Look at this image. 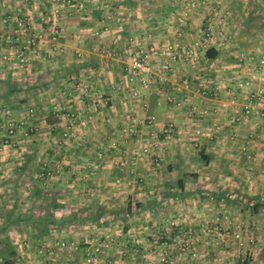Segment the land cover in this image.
I'll use <instances>...</instances> for the list:
<instances>
[{"label": "crops", "instance_id": "obj_1", "mask_svg": "<svg viewBox=\"0 0 264 264\" xmlns=\"http://www.w3.org/2000/svg\"><path fill=\"white\" fill-rule=\"evenodd\" d=\"M63 1L0 0V103H13L19 112L40 97L43 110L58 109L57 121L43 119L51 149V142L60 141L52 131L76 130L60 148L61 177L129 190L130 173L155 183L182 173L185 190L197 185L199 192H215L205 203L188 202L193 213L199 207L205 217L218 214L224 221L220 213L243 202L218 196L223 189L253 194L250 205L263 206L233 219L254 223L261 217L264 114L246 117L245 108L264 94V0ZM54 20L61 28V53L46 46L44 59L31 53L22 66L2 61L4 52L15 49L21 23L50 34ZM176 44L180 56L172 72L145 89L131 74L133 59L153 50L148 64L157 74ZM63 111L76 112L75 120L69 122ZM171 125L175 131L166 134ZM110 144H116L115 153L105 151ZM99 154L109 161L106 170L90 164ZM153 156L169 159L167 168L155 171ZM123 159L132 160L130 167L118 163ZM63 178L62 187L72 184Z\"/></svg>", "mask_w": 264, "mask_h": 264}, {"label": "rangeland", "instance_id": "obj_2", "mask_svg": "<svg viewBox=\"0 0 264 264\" xmlns=\"http://www.w3.org/2000/svg\"><path fill=\"white\" fill-rule=\"evenodd\" d=\"M40 100L34 97V103L19 112L13 103H0V121L4 120L0 124V251L8 256L10 243L17 254L15 264H264V220L260 219L264 210L254 223L233 219L250 215L255 195L216 191L222 198L243 202L225 208L220 213L227 217L223 221L218 214L205 217L199 207L193 213L188 205L191 201L205 203L204 198L215 192H199L197 185L185 190L188 181L182 173L177 179L162 175V183L130 173L129 190L94 186L82 177L74 180L73 175L63 178L58 172L59 152L66 146L63 140L77 132L71 126L52 131V137L60 141L51 142L52 149L47 146L50 132L43 119L52 116L57 121L60 112L43 110L37 103ZM75 114L64 112L63 117L73 122ZM13 117L18 123L13 124ZM12 127L17 130L14 137ZM109 146L105 151L115 153L116 144ZM100 155L90 163L95 170L108 167L109 161ZM131 162L118 161L123 167H130ZM169 162L151 157L155 171L165 170ZM62 178L72 184L62 187L58 184ZM79 182L82 184L75 185ZM51 214L61 223L38 232L28 223L16 221ZM7 221L11 222L8 226ZM60 242L68 245L62 247Z\"/></svg>", "mask_w": 264, "mask_h": 264}, {"label": "built area", "instance_id": "obj_3", "mask_svg": "<svg viewBox=\"0 0 264 264\" xmlns=\"http://www.w3.org/2000/svg\"><path fill=\"white\" fill-rule=\"evenodd\" d=\"M63 3L69 6L71 5L69 0H64ZM82 7V5H78L79 9H82ZM53 22L54 24L50 34L47 32H33L27 24L21 23L16 38L12 41L15 44V49L13 51L4 52L2 54V61L9 65L22 66L26 63L28 55L31 53L36 54L37 56L39 55L40 59H44L46 55L43 51L46 46H50L51 50L56 51V53H61L63 50L59 47L58 43L59 37L61 36V28L59 25H56L55 20ZM179 51V46L177 44L168 47L167 61L163 63L160 72L157 74L151 70L148 64L149 58L153 54V50H151L150 53L144 52L142 55L134 58L131 62V74L136 79H141L142 86L145 89H150L156 81H164L167 75L172 72L173 64L179 60ZM163 54H165L164 51ZM186 54L189 60L195 59L192 51H186L185 55ZM185 87L188 89L190 88L189 82H185ZM182 102L183 101H178L177 106H182ZM262 113L264 114V94L261 93L255 102L246 106L245 116L249 117L254 114L261 115ZM7 114L9 115L10 111H7ZM72 120H75V115ZM14 127L10 129L11 137H14L17 133V130L15 132ZM165 132L171 134L173 132V126L171 125L170 128L165 130ZM58 245L66 247L68 244L66 242H60ZM75 248L78 249V247Z\"/></svg>", "mask_w": 264, "mask_h": 264}, {"label": "trees", "instance_id": "obj_4", "mask_svg": "<svg viewBox=\"0 0 264 264\" xmlns=\"http://www.w3.org/2000/svg\"><path fill=\"white\" fill-rule=\"evenodd\" d=\"M40 192V191H37ZM263 207L261 204H255L253 206V211L257 212L259 209ZM19 223L21 222H26L28 223L33 229H35L37 232L42 231V229H46L48 225H55L61 223V221L57 220L54 215H47V216H42L39 218H35L34 215L27 216L25 219L21 220H16ZM11 223L10 221H7L6 226ZM7 255L4 253V250L0 251V264H15L16 263V258L17 254L14 250V248L10 245V243H7V248H6Z\"/></svg>", "mask_w": 264, "mask_h": 264}]
</instances>
